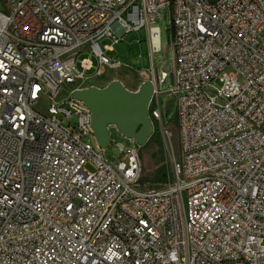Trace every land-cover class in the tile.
<instances>
[{
    "label": "built area",
    "instance_id": "2783aa9c",
    "mask_svg": "<svg viewBox=\"0 0 264 264\" xmlns=\"http://www.w3.org/2000/svg\"><path fill=\"white\" fill-rule=\"evenodd\" d=\"M0 5V264H264V0ZM163 10L179 153L171 181L147 187L139 146L127 139L111 163L81 102L35 105L85 78V46L116 67L104 53L145 29L160 53ZM166 75L150 80L149 117L173 152Z\"/></svg>",
    "mask_w": 264,
    "mask_h": 264
},
{
    "label": "rangeland",
    "instance_id": "374dc122",
    "mask_svg": "<svg viewBox=\"0 0 264 264\" xmlns=\"http://www.w3.org/2000/svg\"><path fill=\"white\" fill-rule=\"evenodd\" d=\"M156 23L160 28L162 50L160 53L153 54V58L150 56L147 32L145 29L124 34V36L115 44H112V39H103L99 42L101 48H103L104 45L112 44L113 51L105 52L104 54L111 60V62L119 64L116 67L99 66L96 58L90 52L89 47L85 46L82 51L84 53L77 59L82 60L87 58L92 62L93 68L90 71L81 72L82 76L85 78H83V80L77 78L73 84L63 86L61 92L53 99L40 98L37 101L35 108L40 112H45L48 105L60 102L67 98L71 92L74 91H71V89L80 86V81L95 84L98 88H104L110 82L118 81L127 90L136 91L143 82L151 80L152 76L161 77L162 68L165 66L169 72H167L165 82L160 85V90L163 92V95L161 96V110L163 116L162 127L170 130L173 135L174 129H172V125L168 121L174 120L176 103L173 95L166 93L169 91V88H171L170 71L173 64V51L169 45L170 35L168 31L171 26V18L168 10L162 11V17L157 19ZM99 70L100 74H97ZM85 80L89 81L87 82ZM110 141L112 144L105 148L103 155L110 160L111 163H115L119 156L118 146H127L129 145V142L126 138L121 136L115 128L110 129ZM138 151L141 160L140 177H147L155 168V162L151 159V153L155 152L156 148L153 145L147 147L142 146L139 147ZM164 151L167 161L172 166L173 161L177 160V155L173 154L168 147L165 148ZM145 186L149 187L148 185Z\"/></svg>",
    "mask_w": 264,
    "mask_h": 264
},
{
    "label": "water",
    "instance_id": "95a60500",
    "mask_svg": "<svg viewBox=\"0 0 264 264\" xmlns=\"http://www.w3.org/2000/svg\"><path fill=\"white\" fill-rule=\"evenodd\" d=\"M162 71L169 72L165 66ZM152 89L150 80L143 82L136 91H129L120 82L112 81L104 88L76 89L71 92L70 97L81 102L90 111V127L100 149L109 145V126L142 147L153 133V124L148 114ZM171 143L173 154L178 155L176 129L173 130Z\"/></svg>",
    "mask_w": 264,
    "mask_h": 264
},
{
    "label": "trees",
    "instance_id": "16d2710c",
    "mask_svg": "<svg viewBox=\"0 0 264 264\" xmlns=\"http://www.w3.org/2000/svg\"><path fill=\"white\" fill-rule=\"evenodd\" d=\"M148 114L151 117V109ZM168 122L171 123L172 129H177L175 119ZM149 145H153L156 148V151L151 153V159L155 162V168L149 176L140 177L138 183L141 186L161 187L171 181L172 166L166 159L164 151L165 146L161 138L159 126L156 122L153 123V133L144 147Z\"/></svg>",
    "mask_w": 264,
    "mask_h": 264
},
{
    "label": "crops",
    "instance_id": "0c3cea01",
    "mask_svg": "<svg viewBox=\"0 0 264 264\" xmlns=\"http://www.w3.org/2000/svg\"><path fill=\"white\" fill-rule=\"evenodd\" d=\"M85 81L88 82L89 80H85ZM79 84H80V86L71 89V91L75 90V89H84V88H88V87H96V88H98L97 86H95V84H90L89 82L88 83H84V82L80 81Z\"/></svg>",
    "mask_w": 264,
    "mask_h": 264
},
{
    "label": "bare ground",
    "instance_id": "6f19581e",
    "mask_svg": "<svg viewBox=\"0 0 264 264\" xmlns=\"http://www.w3.org/2000/svg\"><path fill=\"white\" fill-rule=\"evenodd\" d=\"M99 76V75H98Z\"/></svg>",
    "mask_w": 264,
    "mask_h": 264
}]
</instances>
